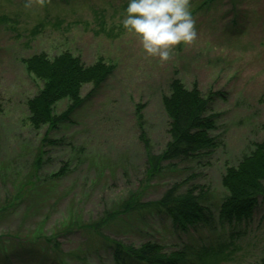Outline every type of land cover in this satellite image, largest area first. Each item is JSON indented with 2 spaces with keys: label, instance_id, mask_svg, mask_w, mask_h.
<instances>
[{
  "label": "rangeland",
  "instance_id": "1",
  "mask_svg": "<svg viewBox=\"0 0 264 264\" xmlns=\"http://www.w3.org/2000/svg\"><path fill=\"white\" fill-rule=\"evenodd\" d=\"M127 2L0 0V264H117L111 240L154 241L169 252L225 241L227 263L252 264L264 253V194L248 220L219 216L226 168L264 138V0H189L196 35L164 62L123 28ZM63 52L113 71L95 90L82 86L84 101L67 120L35 127L27 102L43 80L25 59ZM172 78L210 96L217 146L152 172L149 153L171 138L162 96ZM176 183L204 187L207 225L182 231L167 216L125 208Z\"/></svg>",
  "mask_w": 264,
  "mask_h": 264
},
{
  "label": "trees",
  "instance_id": "2",
  "mask_svg": "<svg viewBox=\"0 0 264 264\" xmlns=\"http://www.w3.org/2000/svg\"><path fill=\"white\" fill-rule=\"evenodd\" d=\"M25 62L27 69L43 80L42 88L27 102L35 127L46 123L55 126L58 121L67 120L84 101L82 86L92 83L95 90L113 71V66L101 59L86 65L79 56L69 52L52 59L42 53L35 54ZM63 99L70 103L64 112L56 114L55 105ZM162 102L170 119L171 138L162 152L149 153L152 172H158L163 161L197 159L217 146V139L211 135V130L216 128L217 115L210 111V96H205L197 85L187 87L181 79L172 78ZM222 185L227 193L221 201L219 216L229 222L250 219L259 194H264V138L255 142L252 150L236 165L226 168ZM207 203L204 187L191 184L182 188L181 183H176L157 199L144 202L130 199L125 208L154 211L169 217L175 228L186 231L210 222ZM106 244L113 249L117 264H239L227 263L228 244L213 239L198 245L185 243L170 252L154 241L143 242L138 247H126L112 240ZM252 264H264V253Z\"/></svg>",
  "mask_w": 264,
  "mask_h": 264
},
{
  "label": "clouds",
  "instance_id": "3",
  "mask_svg": "<svg viewBox=\"0 0 264 264\" xmlns=\"http://www.w3.org/2000/svg\"><path fill=\"white\" fill-rule=\"evenodd\" d=\"M121 23L159 62L169 59L175 45L191 42L196 35L189 0H128Z\"/></svg>",
  "mask_w": 264,
  "mask_h": 264
}]
</instances>
